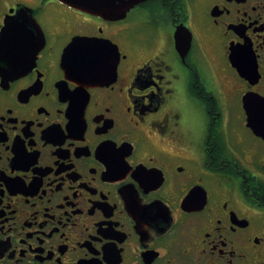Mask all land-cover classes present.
Instances as JSON below:
<instances>
[{"label":"flooded vegetation","instance_id":"af4514ba","mask_svg":"<svg viewBox=\"0 0 264 264\" xmlns=\"http://www.w3.org/2000/svg\"><path fill=\"white\" fill-rule=\"evenodd\" d=\"M20 11L36 25L0 49V264H264V0L115 20L0 0V35ZM77 37L112 45L99 82L62 65Z\"/></svg>","mask_w":264,"mask_h":264},{"label":"water","instance_id":"95a60500","mask_svg":"<svg viewBox=\"0 0 264 264\" xmlns=\"http://www.w3.org/2000/svg\"><path fill=\"white\" fill-rule=\"evenodd\" d=\"M59 2H62L65 5H69L70 7L84 11L86 13L93 14L98 17H102L106 20H115L120 19L122 16H124L130 8H132L133 5L142 2L143 0H58ZM27 9V8H25ZM24 9V10H25ZM23 10V9H20ZM22 21H19V23L7 21L5 23V28L2 34L0 35V49L5 50V43L7 37L12 33L11 27L15 24L23 25L25 26V23L28 21H24L25 16L29 14H24L21 11L18 13ZM31 17V15H30ZM31 23H35L34 19L31 17L30 19ZM28 22V23H30ZM29 31L28 29L22 28L20 32L23 35H26V32ZM28 40V37L26 36L25 41ZM24 47L27 46V44L22 45ZM112 47V45H109L108 43L100 46L96 40H90L86 37H77L69 42V45L64 51V56L62 59V65L68 69V76L69 78H72L74 80L75 77L79 79V81L85 85H90L95 82H99L102 78L98 75L97 69L96 72H89L88 64L89 62H93V64H97L96 60L103 58L107 59L111 55L109 53H106L104 50L107 48ZM16 47H11L10 49H15ZM92 51V53H91ZM87 52H89V56L87 55ZM86 54L83 56L82 54ZM88 67V68H87ZM80 69V71H78ZM263 132V131H262ZM263 138H264V132H263Z\"/></svg>","mask_w":264,"mask_h":264}]
</instances>
